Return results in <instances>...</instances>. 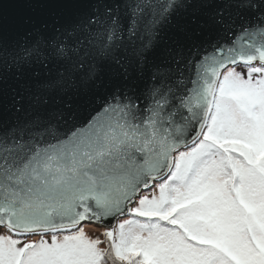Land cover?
I'll return each instance as SVG.
<instances>
[{
    "label": "snow or ice",
    "instance_id": "1",
    "mask_svg": "<svg viewBox=\"0 0 264 264\" xmlns=\"http://www.w3.org/2000/svg\"><path fill=\"white\" fill-rule=\"evenodd\" d=\"M0 264H264V0H0Z\"/></svg>",
    "mask_w": 264,
    "mask_h": 264
},
{
    "label": "rangeland",
    "instance_id": "2",
    "mask_svg": "<svg viewBox=\"0 0 264 264\" xmlns=\"http://www.w3.org/2000/svg\"><path fill=\"white\" fill-rule=\"evenodd\" d=\"M88 231H90V232H95L96 230H95V229H89Z\"/></svg>",
    "mask_w": 264,
    "mask_h": 264
}]
</instances>
